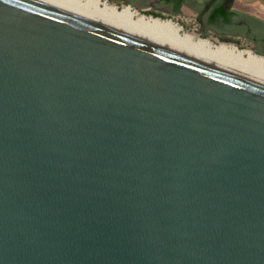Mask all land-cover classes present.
<instances>
[{
	"label": "water",
	"instance_id": "95a60500",
	"mask_svg": "<svg viewBox=\"0 0 264 264\" xmlns=\"http://www.w3.org/2000/svg\"><path fill=\"white\" fill-rule=\"evenodd\" d=\"M0 264H264V83L0 0Z\"/></svg>",
	"mask_w": 264,
	"mask_h": 264
},
{
	"label": "bare ground",
	"instance_id": "6f19581e",
	"mask_svg": "<svg viewBox=\"0 0 264 264\" xmlns=\"http://www.w3.org/2000/svg\"><path fill=\"white\" fill-rule=\"evenodd\" d=\"M88 18L161 42L214 61L264 83V57L226 42L214 43L185 31L172 20H151L131 7L111 5L105 0H46Z\"/></svg>",
	"mask_w": 264,
	"mask_h": 264
},
{
	"label": "flooded vegetation",
	"instance_id": "af4514ba",
	"mask_svg": "<svg viewBox=\"0 0 264 264\" xmlns=\"http://www.w3.org/2000/svg\"><path fill=\"white\" fill-rule=\"evenodd\" d=\"M117 6L128 4L132 9L145 16L172 19L184 10L194 14L198 25V35L217 38L227 42L244 40L256 53L264 54V41L252 30L237 33L221 18L220 12L232 10L237 0H106ZM246 3L264 7V0H253ZM228 4V5H225Z\"/></svg>",
	"mask_w": 264,
	"mask_h": 264
},
{
	"label": "rangeland",
	"instance_id": "374dc122",
	"mask_svg": "<svg viewBox=\"0 0 264 264\" xmlns=\"http://www.w3.org/2000/svg\"><path fill=\"white\" fill-rule=\"evenodd\" d=\"M122 6H124V5H122ZM118 7H121V6H118ZM175 17L176 18H172L171 20L173 22L177 23L178 25L182 26V28L185 31L190 32V33H192L193 35H195L197 37H202L201 35H197L198 25L196 23L195 16H194L193 13H191V12H189L187 10H184L183 12H181V14H177ZM203 37H205V36H203ZM206 38L209 39L210 41L214 42V43L223 42L222 40H218V39H215V38H209V37H206ZM226 43H228V42H226ZM233 45H235V44H233ZM235 46L237 48H240V49H246V50L248 49V50L254 52V50L251 47V45L248 42L244 41V40H238V45H235Z\"/></svg>",
	"mask_w": 264,
	"mask_h": 264
},
{
	"label": "crops",
	"instance_id": "0c3cea01",
	"mask_svg": "<svg viewBox=\"0 0 264 264\" xmlns=\"http://www.w3.org/2000/svg\"><path fill=\"white\" fill-rule=\"evenodd\" d=\"M232 11L264 20L263 6L243 3V0H237Z\"/></svg>",
	"mask_w": 264,
	"mask_h": 264
},
{
	"label": "trees",
	"instance_id": "16d2710c",
	"mask_svg": "<svg viewBox=\"0 0 264 264\" xmlns=\"http://www.w3.org/2000/svg\"><path fill=\"white\" fill-rule=\"evenodd\" d=\"M203 37V36H202ZM224 42V41H223ZM256 53V52H255ZM257 54H259V53H257Z\"/></svg>",
	"mask_w": 264,
	"mask_h": 264
},
{
	"label": "built area",
	"instance_id": "2783aa9c",
	"mask_svg": "<svg viewBox=\"0 0 264 264\" xmlns=\"http://www.w3.org/2000/svg\"><path fill=\"white\" fill-rule=\"evenodd\" d=\"M106 1V0H105Z\"/></svg>",
	"mask_w": 264,
	"mask_h": 264
}]
</instances>
